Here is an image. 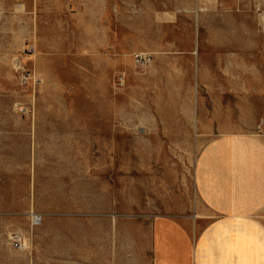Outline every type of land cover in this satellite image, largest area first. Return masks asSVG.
Wrapping results in <instances>:
<instances>
[{"label": "rangeland", "instance_id": "obj_1", "mask_svg": "<svg viewBox=\"0 0 264 264\" xmlns=\"http://www.w3.org/2000/svg\"><path fill=\"white\" fill-rule=\"evenodd\" d=\"M225 134L264 141V0H0V264H149Z\"/></svg>", "mask_w": 264, "mask_h": 264}, {"label": "crops", "instance_id": "obj_2", "mask_svg": "<svg viewBox=\"0 0 264 264\" xmlns=\"http://www.w3.org/2000/svg\"><path fill=\"white\" fill-rule=\"evenodd\" d=\"M204 215H160L150 224L149 264H264V141L211 138L198 154Z\"/></svg>", "mask_w": 264, "mask_h": 264}, {"label": "built area", "instance_id": "obj_3", "mask_svg": "<svg viewBox=\"0 0 264 264\" xmlns=\"http://www.w3.org/2000/svg\"><path fill=\"white\" fill-rule=\"evenodd\" d=\"M133 59L136 63L138 64H143L145 62H148L149 61V56L148 55H144L142 53H134L133 54ZM121 79V78H120ZM40 217L37 216V215H33L32 216V222L34 224H38L40 222ZM14 245L15 246H18V243L16 241H14Z\"/></svg>", "mask_w": 264, "mask_h": 264}]
</instances>
